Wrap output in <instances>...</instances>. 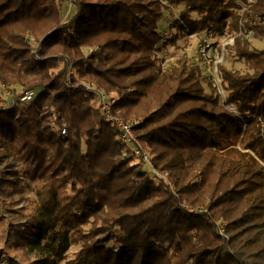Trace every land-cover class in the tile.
I'll return each instance as SVG.
<instances>
[{
	"label": "trees",
	"instance_id": "trees-1",
	"mask_svg": "<svg viewBox=\"0 0 264 264\" xmlns=\"http://www.w3.org/2000/svg\"><path fill=\"white\" fill-rule=\"evenodd\" d=\"M60 1L0 0V86L21 87L14 97L35 91L0 107V137L42 183L34 210L4 239L33 254L31 264H264V47L236 37L226 48L223 95L192 60L162 67L156 55L165 12L173 44L204 27L232 35L238 0H67L66 21ZM244 14L264 16V0ZM254 30L264 38V20ZM88 82L137 120L148 170L121 157Z\"/></svg>",
	"mask_w": 264,
	"mask_h": 264
},
{
	"label": "rangeland",
	"instance_id": "rangeland-1",
	"mask_svg": "<svg viewBox=\"0 0 264 264\" xmlns=\"http://www.w3.org/2000/svg\"><path fill=\"white\" fill-rule=\"evenodd\" d=\"M59 3L58 5L61 19L62 21H66L74 11L73 7L70 1L67 0H62ZM171 9L173 19H177L178 17L175 10L172 7ZM167 16L168 14L165 12L163 20L159 23L160 28H165L167 26L168 22H166L165 18ZM171 25L172 20L169 21L167 27L172 32L171 37H173L176 29ZM223 36L224 34L217 35L218 39ZM28 37L30 43L35 47V43L37 44V42H35V38L31 34H29ZM177 37L178 39L174 42V44L169 41L171 39L170 38L166 40L167 42L156 52L162 67L175 63V61L182 56L191 60L189 46L192 45L191 47H193L194 43L197 42V38L188 36L186 33L179 34ZM249 39H251L253 45L257 47H264V38L256 39L252 36ZM185 48L187 50L186 52H183ZM230 54L232 53L230 52ZM228 62L232 67H240L239 62L234 59ZM11 88H13L11 91L18 92L21 87L13 85ZM11 88H9V90ZM3 89L4 88L0 86V107L6 105L8 100L10 101L8 97L9 94H7V91H3ZM220 93L223 95L222 90ZM106 95L110 99L111 94L106 93ZM2 141L3 140L0 137V264H6L9 258L11 261H14L15 264H31L33 261V254L25 252L21 244H14V242L11 243L9 240H5L4 238L9 225L20 226L24 223L27 216L34 210L42 189V183L37 180L30 179L29 175L25 174L24 169L26 168V165L19 162L10 153V151L3 146L4 144ZM143 169L148 170L149 165L147 163L144 164ZM77 248L78 245L71 244L65 251V257L67 259H71Z\"/></svg>",
	"mask_w": 264,
	"mask_h": 264
},
{
	"label": "built area",
	"instance_id": "built-area-1",
	"mask_svg": "<svg viewBox=\"0 0 264 264\" xmlns=\"http://www.w3.org/2000/svg\"><path fill=\"white\" fill-rule=\"evenodd\" d=\"M255 1L256 0H238L241 5L238 10L241 16L238 22V29L232 35L224 33V36L218 39L215 32L209 27H204L193 33L186 30L188 36L197 38L191 60L200 65L203 71L211 77L213 84L216 85L219 92H221L222 87L221 79L218 73V64L223 62L226 48L233 45L236 37L244 39L251 38L255 33L254 24L264 20V16H246L244 14L245 10ZM168 24L169 23H167V26ZM167 26L162 31V42L170 39L172 36V32ZM83 85V87L92 94L94 105L99 110L103 118L114 124L116 127L118 131L117 139L123 146L121 156L123 158L130 157L133 160H139L143 164L147 163L150 165V155L141 149L137 136L133 130V125L137 123V120L125 119L119 114L118 110L113 111L111 109L109 97H107L106 93L101 88L97 87L95 83L88 82L83 83ZM3 91H7V94H9L8 97L10 101L8 100L7 104L12 102L26 104L32 100L35 94L34 90H28L19 93L18 96L14 97L11 89L9 90V88H4ZM57 131L64 135V125L57 128ZM150 175L151 179L155 182L161 180L162 178V173L154 168L151 169Z\"/></svg>",
	"mask_w": 264,
	"mask_h": 264
},
{
	"label": "crops",
	"instance_id": "crops-1",
	"mask_svg": "<svg viewBox=\"0 0 264 264\" xmlns=\"http://www.w3.org/2000/svg\"><path fill=\"white\" fill-rule=\"evenodd\" d=\"M166 22H168L167 19H166ZM195 45H196V43H194L193 47H191L192 45L189 46V49H190V50H189V49H188V50H189V52H190L191 57H192L193 50L195 49ZM186 50H187V49L185 48V49L183 50V52H186ZM187 52H188V51H187Z\"/></svg>",
	"mask_w": 264,
	"mask_h": 264
},
{
	"label": "water",
	"instance_id": "water-1",
	"mask_svg": "<svg viewBox=\"0 0 264 264\" xmlns=\"http://www.w3.org/2000/svg\"><path fill=\"white\" fill-rule=\"evenodd\" d=\"M231 108V107H230ZM232 109V108H231Z\"/></svg>",
	"mask_w": 264,
	"mask_h": 264
}]
</instances>
